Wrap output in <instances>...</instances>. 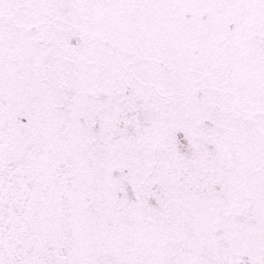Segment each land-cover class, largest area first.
<instances>
[{
  "label": "snow or ice",
  "instance_id": "1",
  "mask_svg": "<svg viewBox=\"0 0 264 264\" xmlns=\"http://www.w3.org/2000/svg\"><path fill=\"white\" fill-rule=\"evenodd\" d=\"M0 264H264V0H0Z\"/></svg>",
  "mask_w": 264,
  "mask_h": 264
}]
</instances>
